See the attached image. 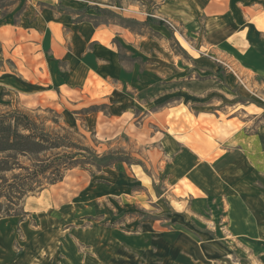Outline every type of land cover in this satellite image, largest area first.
Wrapping results in <instances>:
<instances>
[{
  "label": "rangeland",
  "instance_id": "rangeland-1",
  "mask_svg": "<svg viewBox=\"0 0 264 264\" xmlns=\"http://www.w3.org/2000/svg\"><path fill=\"white\" fill-rule=\"evenodd\" d=\"M37 1L0 0V10L18 15ZM70 1L77 21L95 25L134 30L139 27L126 21L134 14L157 17L147 12L156 5L146 0H135L137 9L126 0ZM160 21L170 36L164 41L151 34L155 44L171 45L180 55L186 47L213 65L187 75L183 102L174 86L143 85L142 93L129 91L135 99L124 106L132 112L120 117L102 95L75 108L15 92L1 95L0 115H27L39 133L70 147L53 154L68 153L88 164L29 195L17 217L0 219V264H264V166L215 162L233 147L234 156L242 155L237 138L264 126V116L256 117L264 100L259 91L247 93L248 76L236 59L234 66L212 59L175 22ZM121 56L127 66L134 62L124 48ZM226 77L231 82L222 92ZM218 109L225 113L216 114ZM247 181L253 190L243 197Z\"/></svg>",
  "mask_w": 264,
  "mask_h": 264
},
{
  "label": "crops",
  "instance_id": "crops-1",
  "mask_svg": "<svg viewBox=\"0 0 264 264\" xmlns=\"http://www.w3.org/2000/svg\"><path fill=\"white\" fill-rule=\"evenodd\" d=\"M138 2L135 6V0H126L125 4L137 9ZM146 2L156 5V9L150 7L147 12L157 17L134 14L133 20L125 19L134 22L140 31L119 24L77 21L75 13L68 10L73 7L70 0H39L19 10L18 15L0 10V97L6 91L15 92L20 98L50 104L66 101L75 108L102 95V102L114 103L112 111H117L120 117L132 112L131 107L124 106L127 100L135 99L129 91L142 93L145 88L153 90L155 85L174 86L183 102L187 75L209 70L208 66L213 65L186 47L182 50L184 55H180L171 45L155 44L151 34L161 35L164 41L170 36L160 21L168 18L185 35L198 40L200 50H206L212 59L223 58L232 65L236 59L248 76L247 93L256 95L259 91L264 100V0ZM122 48L134 60L131 66L123 61ZM221 78L218 76L216 80L220 83ZM225 80L222 92L223 88L228 90L231 82L230 77ZM189 82L196 85L198 81ZM117 107L120 109L114 110ZM257 109L264 113V108ZM215 112L225 113L220 109ZM262 113L256 117L264 116ZM237 139L243 148L242 155L234 156L233 147L231 151L227 149V158L215 162L234 165L241 160L246 165L264 166V126L255 134ZM242 188L243 197L253 190L249 181Z\"/></svg>",
  "mask_w": 264,
  "mask_h": 264
},
{
  "label": "trees",
  "instance_id": "trees-1",
  "mask_svg": "<svg viewBox=\"0 0 264 264\" xmlns=\"http://www.w3.org/2000/svg\"><path fill=\"white\" fill-rule=\"evenodd\" d=\"M35 127V122L20 112L0 115V219L17 217L29 195L62 182L67 171L88 164L68 153L53 154L70 147ZM98 159L109 161L106 156ZM111 165L109 162L106 167Z\"/></svg>",
  "mask_w": 264,
  "mask_h": 264
},
{
  "label": "built area",
  "instance_id": "built-area-1",
  "mask_svg": "<svg viewBox=\"0 0 264 264\" xmlns=\"http://www.w3.org/2000/svg\"><path fill=\"white\" fill-rule=\"evenodd\" d=\"M168 24H169V26L170 27H172L174 30H176V26L174 25V24H172L171 22H168ZM226 65H228V64H226ZM228 67V69H230L235 75H237L236 74V72L230 67V66H227ZM239 78V77H238ZM240 79V78H239Z\"/></svg>",
  "mask_w": 264,
  "mask_h": 264
}]
</instances>
